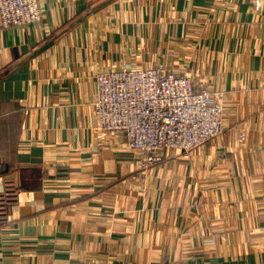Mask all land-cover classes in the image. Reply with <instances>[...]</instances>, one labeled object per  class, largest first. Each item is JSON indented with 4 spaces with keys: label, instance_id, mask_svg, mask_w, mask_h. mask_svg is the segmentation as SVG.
Returning a JSON list of instances; mask_svg holds the SVG:
<instances>
[{
    "label": "crops",
    "instance_id": "obj_1",
    "mask_svg": "<svg viewBox=\"0 0 264 264\" xmlns=\"http://www.w3.org/2000/svg\"><path fill=\"white\" fill-rule=\"evenodd\" d=\"M0 21V264H264V0H39ZM223 90V131L148 168L98 124L96 76Z\"/></svg>",
    "mask_w": 264,
    "mask_h": 264
},
{
    "label": "built area",
    "instance_id": "obj_2",
    "mask_svg": "<svg viewBox=\"0 0 264 264\" xmlns=\"http://www.w3.org/2000/svg\"><path fill=\"white\" fill-rule=\"evenodd\" d=\"M43 18L39 0H0L4 26ZM95 110L104 130H121L148 168L165 150L191 151L223 131V90L197 87L192 76L163 66L132 65L96 76Z\"/></svg>",
    "mask_w": 264,
    "mask_h": 264
},
{
    "label": "trees",
    "instance_id": "obj_3",
    "mask_svg": "<svg viewBox=\"0 0 264 264\" xmlns=\"http://www.w3.org/2000/svg\"><path fill=\"white\" fill-rule=\"evenodd\" d=\"M16 188L6 190L5 194L0 196V217L6 213L7 208L16 201Z\"/></svg>",
    "mask_w": 264,
    "mask_h": 264
}]
</instances>
